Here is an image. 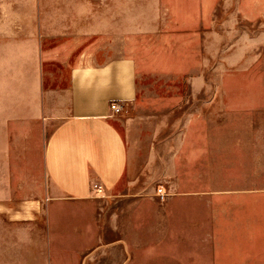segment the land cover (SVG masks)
<instances>
[{"label": "crops", "instance_id": "crops-1", "mask_svg": "<svg viewBox=\"0 0 264 264\" xmlns=\"http://www.w3.org/2000/svg\"><path fill=\"white\" fill-rule=\"evenodd\" d=\"M45 2L0 0V216L10 221L0 226L4 262H31L23 225L44 213L46 201L48 215L56 217L51 228L56 263L99 264V258L111 264L109 245L87 251L84 240L68 236L77 223L57 220L66 203L99 197L95 184L121 201L115 240L120 264L204 263L205 248H195L191 239L205 237L203 216L172 214L176 202L231 204L232 210L211 211L212 227L220 228L222 219L252 218L251 202L258 199L264 232V96L250 103L253 123L242 100L231 114L174 118L154 131L137 129L111 107L136 101L134 61L99 60L91 50L75 51L70 27L49 19ZM62 69H69L67 82L58 77ZM249 148L255 149L252 156ZM250 157L256 165L252 174ZM149 206L158 210H146ZM180 221L190 242L182 250L172 243ZM81 227L92 241L93 223ZM245 227L252 232L253 221ZM195 228L203 234L190 232ZM101 242L110 244L106 235ZM210 250L221 258V248ZM261 253L264 257V247ZM42 257L39 261H47Z\"/></svg>", "mask_w": 264, "mask_h": 264}, {"label": "rangeland", "instance_id": "rangeland-1", "mask_svg": "<svg viewBox=\"0 0 264 264\" xmlns=\"http://www.w3.org/2000/svg\"><path fill=\"white\" fill-rule=\"evenodd\" d=\"M46 1L44 9L51 15L49 19L70 27L75 51L91 50L99 60L123 57L134 61L138 96L133 103L124 105L119 117L135 122V128L154 131L164 121L174 118L184 121L189 116L201 117L207 113L231 114L242 100L247 104L248 123H253L250 103L254 97L264 96V0ZM48 47L54 48L52 44ZM68 72L69 69H62L57 74L65 76L63 82H67ZM249 149L252 156L255 149ZM251 158L252 174L256 165ZM251 203L252 232L245 227L250 219L241 217L222 219L220 228L212 227L211 211L232 210L231 204L205 200L176 202L172 204V214L203 216L205 237L190 236L195 248H205L201 250V255L206 256L203 264H264L259 200L253 198ZM48 206L49 202L45 201L42 215L32 222L24 221L30 241V254L25 255L31 261L26 264H58L52 259L57 236L51 228L56 217L48 215ZM64 209L57 220L77 223L68 236L77 242L84 240L87 251L109 245V261L120 264V249L115 241L119 237L116 231L117 212L121 211L119 199L101 195L87 202L66 203ZM146 210L154 212L158 208L149 206ZM6 222L9 219L0 216V226ZM83 222L93 223L92 241L79 228ZM184 226L185 223H178L172 240L180 250L190 243ZM190 232L203 234L202 229L196 228ZM105 235L110 244H102ZM201 240L205 246L200 244ZM211 245L221 248V258H214L216 253L211 252ZM72 247L83 248L82 244ZM44 255L47 261H39ZM5 258V250H0V264H6ZM103 261L106 259L95 260L99 264Z\"/></svg>", "mask_w": 264, "mask_h": 264}, {"label": "built area", "instance_id": "built-area-1", "mask_svg": "<svg viewBox=\"0 0 264 264\" xmlns=\"http://www.w3.org/2000/svg\"><path fill=\"white\" fill-rule=\"evenodd\" d=\"M111 107H112V110L115 112V114H117V115H120L122 112H123V110H124V107H121L120 105H118V104H112L111 105ZM94 191H96V193H97V195H103V193H104V188L101 186V185H97V184H95V186H94ZM158 194H159V197L161 198V199H165L166 198V196H165V193H164V191H163V189L162 188H160V189H158Z\"/></svg>", "mask_w": 264, "mask_h": 264}]
</instances>
